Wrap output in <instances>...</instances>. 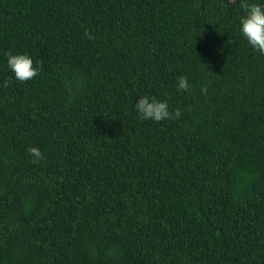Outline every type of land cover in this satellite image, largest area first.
I'll return each mask as SVG.
<instances>
[{
    "label": "trees",
    "instance_id": "trees-1",
    "mask_svg": "<svg viewBox=\"0 0 264 264\" xmlns=\"http://www.w3.org/2000/svg\"><path fill=\"white\" fill-rule=\"evenodd\" d=\"M242 2L0 0V264H264V55ZM5 52L42 71L9 79ZM144 94L180 116L139 120Z\"/></svg>",
    "mask_w": 264,
    "mask_h": 264
},
{
    "label": "clouds",
    "instance_id": "clouds-1",
    "mask_svg": "<svg viewBox=\"0 0 264 264\" xmlns=\"http://www.w3.org/2000/svg\"><path fill=\"white\" fill-rule=\"evenodd\" d=\"M241 8L243 11L238 17V33L254 53L264 55V0H256V2L243 0ZM4 56L7 70L12 74L9 79L27 82L42 71L41 62L34 61L27 52H5ZM190 88L191 85L187 76L180 75L177 77V91L187 92ZM204 91L206 89L201 88V92ZM135 112L139 120L152 122H160L180 116L179 109L169 111V104L166 99H158L149 94H144L137 99ZM27 152L34 164H38L44 159V154L37 147H29Z\"/></svg>",
    "mask_w": 264,
    "mask_h": 264
}]
</instances>
